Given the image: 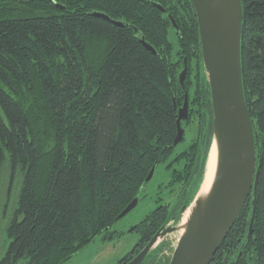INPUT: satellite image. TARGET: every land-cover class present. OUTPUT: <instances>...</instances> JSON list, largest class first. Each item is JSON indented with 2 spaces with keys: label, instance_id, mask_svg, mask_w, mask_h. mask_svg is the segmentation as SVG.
Returning <instances> with one entry per match:
<instances>
[{
  "label": "trees",
  "instance_id": "obj_1",
  "mask_svg": "<svg viewBox=\"0 0 264 264\" xmlns=\"http://www.w3.org/2000/svg\"><path fill=\"white\" fill-rule=\"evenodd\" d=\"M52 1L57 6L0 0V186L9 180L8 203L19 182L0 264H62L109 232L151 168L165 166L177 195L160 220L146 225L154 235L176 202L197 188L211 143L210 94L190 0ZM240 3L256 210L240 253L251 198L211 264H264V0ZM185 93L180 143L190 140L177 150Z\"/></svg>",
  "mask_w": 264,
  "mask_h": 264
},
{
  "label": "water",
  "instance_id": "obj_2",
  "mask_svg": "<svg viewBox=\"0 0 264 264\" xmlns=\"http://www.w3.org/2000/svg\"><path fill=\"white\" fill-rule=\"evenodd\" d=\"M57 6L52 0H48ZM198 26L201 59L209 88L212 137L206 155L202 175L197 188L178 200L167 220L142 250L127 264H145L155 258L165 244V238L178 234L167 264H210L215 253L233 228L247 200L251 198V214L247 234L240 251L249 239L256 210L257 176L256 149L253 126L246 106L241 76V27L242 6L240 0H190ZM160 12L165 11L157 6ZM94 16L108 19L100 13ZM176 29L174 21L170 18ZM114 25L120 23L111 21ZM144 47L155 51L143 39ZM186 76V61L179 74L182 88ZM177 111L176 136L172 146L183 138L180 123L187 120L186 93ZM173 105L175 102L173 100ZM213 156L211 158V152ZM212 164V189L206 202L197 201ZM156 166L144 180L152 181ZM145 186V187H146ZM143 187L142 190L145 189ZM141 191L139 196L141 195ZM139 196L116 217L123 219L139 203ZM194 205L185 230L180 228L183 215ZM182 231V232H181ZM157 260V258H155Z\"/></svg>",
  "mask_w": 264,
  "mask_h": 264
},
{
  "label": "rangeland",
  "instance_id": "obj_3",
  "mask_svg": "<svg viewBox=\"0 0 264 264\" xmlns=\"http://www.w3.org/2000/svg\"><path fill=\"white\" fill-rule=\"evenodd\" d=\"M190 140L189 135H186V138L183 142H181L177 148L183 149L186 147ZM158 173L155 174L153 180L148 184V189L146 194L149 193L152 196V192L156 188L159 180L167 181V174L162 172L161 167H157ZM14 192L11 193L13 196L12 201L10 203L7 202V195L9 194V180H5L1 182L0 190H1V205H0V259L3 257L7 243L5 237L6 226L10 220L12 210L15 206L14 195L16 194V189H19L18 180H14ZM178 188V187H177ZM149 192V193H148ZM154 199L148 196L144 198L139 205L132 210V212L128 213L123 219L117 221L112 228L109 230V233L112 232H125L126 229L131 227L133 224L139 222L143 216L149 212L154 207ZM105 234V233H104ZM104 234L95 238L92 242H90L87 246H85L81 251L76 253L70 260L66 261L63 264H118L122 258H124L128 253L132 251L135 244L138 241V236L134 233H124L119 238L114 239L112 241H104ZM178 234L169 235L165 238V246L161 247L156 254L155 263L161 262L165 263L170 258L174 245L177 243ZM22 264V263H20ZM121 264V263H119Z\"/></svg>",
  "mask_w": 264,
  "mask_h": 264
},
{
  "label": "flooded vegetation",
  "instance_id": "obj_4",
  "mask_svg": "<svg viewBox=\"0 0 264 264\" xmlns=\"http://www.w3.org/2000/svg\"><path fill=\"white\" fill-rule=\"evenodd\" d=\"M168 2L171 4V0H168ZM155 6V5H153ZM163 9V8H162ZM164 10V9H163ZM165 11V10H164ZM164 14H166V12H164ZM173 27V26H172ZM174 28V27H173ZM162 169V172H164L165 174H167V171L164 170L165 166H160ZM174 168V167H173ZM157 167L155 169V174L158 173L157 171ZM154 174V176H155ZM167 181L164 182L163 180H159V183L157 184L156 188L154 189V191L152 192V196L149 193L148 195L146 194L147 192V187H145L144 190L141 191V195L139 196V203L146 197L150 196L152 197V199H154V207L147 212L143 218L137 222L136 224H133L131 227H129L128 229H126L125 232L121 231V232H116V234H112L109 233L108 231L104 234V241H112L114 239L119 238L121 235L123 236L124 233L128 232V233H134L138 236V241L135 244L134 248L132 249V251L130 253H128L124 258H122L121 260H123V262L127 261V263L130 261L129 259H133L141 250L142 248L149 242V240L157 233V231L161 228L159 227V229L155 232V234L151 235V231H148L146 228V225H150L148 224L149 221H151L152 219H156V221L160 220L159 217H161V215L165 212L166 208H168L170 205H172V201L174 200V198L176 197L177 193L174 192V188L172 186H170V178L169 175L167 174ZM154 178V177H153ZM153 180V179H152ZM139 203L137 204V206L139 205ZM136 206V207H137ZM135 207V208H136ZM134 208V209H135ZM132 212V211H131ZM130 213V212H129ZM128 215V214H127ZM153 220V221H154ZM151 235V236H150ZM150 237V238H149ZM149 238V239H148ZM146 239H148L147 241H145ZM222 246V245H221ZM220 246V248H221ZM219 248V249H220ZM219 249L217 250V252L219 251ZM216 252V253H217ZM215 253V254H216ZM72 258V257H71ZM70 258V259H71ZM214 258V257H213ZM68 259V260H70ZM67 260V261H68ZM213 260V259H212ZM66 262V261H65ZM63 262V263H65ZM62 263V264H63ZM126 263V264H127ZM212 263V261H211ZM210 263V264H211ZM122 264V263H121ZM232 264V263H230Z\"/></svg>",
  "mask_w": 264,
  "mask_h": 264
},
{
  "label": "bare ground",
  "instance_id": "obj_5",
  "mask_svg": "<svg viewBox=\"0 0 264 264\" xmlns=\"http://www.w3.org/2000/svg\"><path fill=\"white\" fill-rule=\"evenodd\" d=\"M213 156V150L211 152V158ZM209 170L207 172L206 178H205V184L202 186L198 196H197V201H201V202H206L211 189H212V182H213V176L211 177V167L212 164H208ZM194 208V205H192V207L183 215L182 220H181V224H180V228L185 230V227L187 226L189 219L191 217V210ZM182 232V231H181Z\"/></svg>",
  "mask_w": 264,
  "mask_h": 264
}]
</instances>
